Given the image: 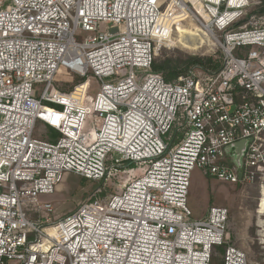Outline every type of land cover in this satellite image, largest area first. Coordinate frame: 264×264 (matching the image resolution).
Returning a JSON list of instances; mask_svg holds the SVG:
<instances>
[{"label": "built area", "instance_id": "2783aa9c", "mask_svg": "<svg viewBox=\"0 0 264 264\" xmlns=\"http://www.w3.org/2000/svg\"><path fill=\"white\" fill-rule=\"evenodd\" d=\"M251 4L0 0V264H212L214 246L224 247L223 264H249L229 243V209L193 220L187 197L200 168L258 185L262 214L264 15ZM177 16L219 43L218 72L191 67L167 81L152 71ZM79 29L93 34L79 41ZM90 76L100 82L92 103ZM75 79L71 90H51ZM37 123L58 137L35 136ZM245 139L240 179L226 148ZM69 172L115 178L119 189L67 212L38 200ZM26 203L45 214L29 218Z\"/></svg>", "mask_w": 264, "mask_h": 264}, {"label": "rangeland", "instance_id": "374dc122", "mask_svg": "<svg viewBox=\"0 0 264 264\" xmlns=\"http://www.w3.org/2000/svg\"><path fill=\"white\" fill-rule=\"evenodd\" d=\"M251 1L252 4L248 12H254L258 5H261V0ZM173 24L174 33L170 40L172 44L161 47L157 57H177L179 54H189L218 58L219 52L223 55L219 43L210 38V35L202 28L201 23L193 17L177 16ZM92 34L93 32L79 29L75 36L79 41H84ZM58 76L61 79L67 77L63 72ZM61 86V83L55 82L51 90L65 89V86L63 88ZM43 87L44 85H36L37 96L40 95ZM99 88V80L90 76L88 102L92 103ZM46 129L43 124L37 123L34 135L38 137L40 135L41 138L46 139L45 132L43 133ZM118 185V180L115 178L109 181H94L69 172L65 173L63 181L56 187L54 193L40 194L38 200L51 201L62 208L67 207L63 210V212H67L70 208L76 207L74 201L78 199L93 196L106 200L118 191ZM259 202L260 188L258 185L225 182L200 168H194L192 171L187 197V206L192 211V219H204L211 206L227 207L229 209L227 222V232L230 234L229 243L244 251L249 264H264V214L258 212ZM23 209L29 218H36L45 214V212H38L33 203H26ZM61 212L58 211L59 214ZM59 214L57 215L59 216ZM223 252L224 247L214 246V255L216 256L214 264L222 262Z\"/></svg>", "mask_w": 264, "mask_h": 264}, {"label": "trees", "instance_id": "16d2710c", "mask_svg": "<svg viewBox=\"0 0 264 264\" xmlns=\"http://www.w3.org/2000/svg\"><path fill=\"white\" fill-rule=\"evenodd\" d=\"M260 8L256 11L260 15H264V0H261ZM218 58L213 56H200V55H189L179 54L177 57L174 56H161L154 59L152 65V71L161 74L167 81H174L179 74L185 73L191 67H203L212 73L218 72L223 65V55L221 52L218 53ZM78 79H75L71 83H65L64 88L67 90L73 89ZM67 86V88H66ZM46 132L50 134L49 140H55L58 137V132L51 128H47ZM85 179V178H84ZM216 256H214L212 264H214ZM219 264H223L220 262Z\"/></svg>", "mask_w": 264, "mask_h": 264}, {"label": "water", "instance_id": "95a60500", "mask_svg": "<svg viewBox=\"0 0 264 264\" xmlns=\"http://www.w3.org/2000/svg\"><path fill=\"white\" fill-rule=\"evenodd\" d=\"M248 144V139L238 141L226 148L227 154L230 155L231 161L236 165L239 178H242V164H243V155L245 148Z\"/></svg>", "mask_w": 264, "mask_h": 264}, {"label": "bare ground", "instance_id": "6f19581e", "mask_svg": "<svg viewBox=\"0 0 264 264\" xmlns=\"http://www.w3.org/2000/svg\"><path fill=\"white\" fill-rule=\"evenodd\" d=\"M261 213L264 214V195H263L262 201H261Z\"/></svg>", "mask_w": 264, "mask_h": 264}]
</instances>
